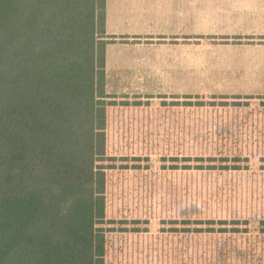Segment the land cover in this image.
Wrapping results in <instances>:
<instances>
[{
  "label": "rangeland",
  "instance_id": "obj_1",
  "mask_svg": "<svg viewBox=\"0 0 264 264\" xmlns=\"http://www.w3.org/2000/svg\"><path fill=\"white\" fill-rule=\"evenodd\" d=\"M177 5L153 36L98 27L108 263L264 264V0Z\"/></svg>",
  "mask_w": 264,
  "mask_h": 264
},
{
  "label": "trees",
  "instance_id": "obj_2",
  "mask_svg": "<svg viewBox=\"0 0 264 264\" xmlns=\"http://www.w3.org/2000/svg\"><path fill=\"white\" fill-rule=\"evenodd\" d=\"M106 19V0H0V264H109Z\"/></svg>",
  "mask_w": 264,
  "mask_h": 264
},
{
  "label": "crops",
  "instance_id": "obj_3",
  "mask_svg": "<svg viewBox=\"0 0 264 264\" xmlns=\"http://www.w3.org/2000/svg\"><path fill=\"white\" fill-rule=\"evenodd\" d=\"M182 3L185 0H181ZM164 3L173 5L163 6ZM180 0H106V31L110 36H153L161 33L160 25L175 24ZM184 9V8H182ZM184 16V15H183ZM173 21V22H172ZM184 23V21H182ZM110 46L107 48V64L111 59Z\"/></svg>",
  "mask_w": 264,
  "mask_h": 264
}]
</instances>
